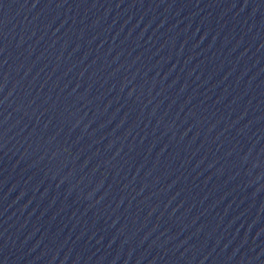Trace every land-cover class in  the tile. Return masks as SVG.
<instances>
[{"label":"water","instance_id":"obj_1","mask_svg":"<svg viewBox=\"0 0 264 264\" xmlns=\"http://www.w3.org/2000/svg\"><path fill=\"white\" fill-rule=\"evenodd\" d=\"M0 264H264V0H0Z\"/></svg>","mask_w":264,"mask_h":264}]
</instances>
